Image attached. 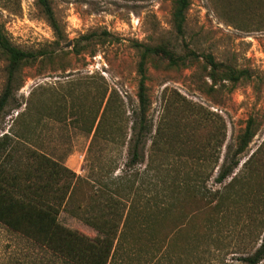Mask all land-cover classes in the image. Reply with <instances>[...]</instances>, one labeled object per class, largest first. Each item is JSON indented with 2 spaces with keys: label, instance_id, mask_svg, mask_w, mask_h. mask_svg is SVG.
I'll return each instance as SVG.
<instances>
[{
  "label": "rangeland",
  "instance_id": "1",
  "mask_svg": "<svg viewBox=\"0 0 264 264\" xmlns=\"http://www.w3.org/2000/svg\"><path fill=\"white\" fill-rule=\"evenodd\" d=\"M174 1L49 0L54 28L36 0H0L10 42L42 54L0 106V166L20 186L49 180L40 156L67 168L50 179L66 191L61 225L94 240L86 219L125 222L109 264H245L264 235V0H189L181 33ZM158 45L182 59L146 61L147 130L131 162L137 64ZM208 56L222 64L213 78ZM7 68L0 50V97ZM224 158L237 164L218 182ZM0 264L80 263L0 223Z\"/></svg>",
  "mask_w": 264,
  "mask_h": 264
},
{
  "label": "trees",
  "instance_id": "2",
  "mask_svg": "<svg viewBox=\"0 0 264 264\" xmlns=\"http://www.w3.org/2000/svg\"><path fill=\"white\" fill-rule=\"evenodd\" d=\"M52 26L55 28V20L49 0H36ZM189 5V0H175L172 11V21L177 33H181L185 22V13ZM0 50L8 59L7 81L0 97V106H2L10 96V92L17 79L20 64L28 60L35 59L39 54L34 51L23 50L13 45L8 37L0 28ZM157 56L167 59L170 65H176L181 57L175 54L163 45L144 47L137 64V73L139 75L138 83V129L134 127V133L131 137V162L140 159L139 145L147 130L145 116L147 107V97L145 88V64L148 58ZM208 64L211 67V77L215 70L222 66L216 63L208 56ZM223 77L236 81L239 79L242 71L224 70ZM223 78V79H224ZM3 137H8L3 134ZM252 136L251 124L248 122L243 134L240 137L238 152L249 142ZM46 164L51 163L52 170L48 172L49 180L34 185L28 182L24 186L18 185L17 176L8 172L0 166V223L11 230L19 232L34 241L65 255L73 261L80 264H109L112 259L117 258V254L123 249V243L126 241L121 238L120 230L124 228L125 222L118 227V223L111 218L86 219V222L100 234L94 240H90L77 231L71 230L61 225L57 220L59 207L65 201L66 191L57 194L56 188L51 186V181L57 173L68 172L63 166L56 165L46 156H40ZM50 161V162H49ZM237 164L236 160L224 158L216 177L218 182L226 179L232 169ZM61 170V171H60ZM72 174V172H69ZM54 174V176L52 175ZM29 177V176H27ZM41 177V176H40ZM55 190V191H54ZM114 212V211H112ZM123 231V230H122ZM264 259V235L255 248V250L241 258L245 264H259Z\"/></svg>",
  "mask_w": 264,
  "mask_h": 264
}]
</instances>
